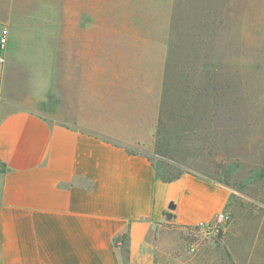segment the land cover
Returning <instances> with one entry per match:
<instances>
[{
  "label": "crops",
  "instance_id": "obj_1",
  "mask_svg": "<svg viewBox=\"0 0 264 264\" xmlns=\"http://www.w3.org/2000/svg\"><path fill=\"white\" fill-rule=\"evenodd\" d=\"M92 11L93 0H0V264H124L126 231L129 264H151L158 226H210L226 211L227 186L163 180L145 152L168 126L164 57L128 61L95 93ZM246 251L244 264H264V231Z\"/></svg>",
  "mask_w": 264,
  "mask_h": 264
},
{
  "label": "rangeland",
  "instance_id": "obj_2",
  "mask_svg": "<svg viewBox=\"0 0 264 264\" xmlns=\"http://www.w3.org/2000/svg\"><path fill=\"white\" fill-rule=\"evenodd\" d=\"M90 15L96 94L128 61L169 68L168 126L145 148L157 176L231 190L222 228L158 226L151 264H244L264 231V0H93Z\"/></svg>",
  "mask_w": 264,
  "mask_h": 264
},
{
  "label": "built area",
  "instance_id": "obj_3",
  "mask_svg": "<svg viewBox=\"0 0 264 264\" xmlns=\"http://www.w3.org/2000/svg\"><path fill=\"white\" fill-rule=\"evenodd\" d=\"M7 35H8V31L7 29H4L0 36V52H2L6 47V44L8 41ZM0 62H4L3 56H0ZM228 221H229V216L226 213V211H223L222 213L216 215L213 223L210 226L205 225L204 223L201 222L198 225V227L208 228V229H219V228L224 227Z\"/></svg>",
  "mask_w": 264,
  "mask_h": 264
},
{
  "label": "trees",
  "instance_id": "obj_4",
  "mask_svg": "<svg viewBox=\"0 0 264 264\" xmlns=\"http://www.w3.org/2000/svg\"><path fill=\"white\" fill-rule=\"evenodd\" d=\"M173 217H174V215L172 213H166L167 221L172 220ZM128 239H129V231H126L125 233H123L119 237H117V239L115 240L116 246L121 248V251L124 253L127 261H129V259H130V251L128 248Z\"/></svg>",
  "mask_w": 264,
  "mask_h": 264
},
{
  "label": "water",
  "instance_id": "obj_5",
  "mask_svg": "<svg viewBox=\"0 0 264 264\" xmlns=\"http://www.w3.org/2000/svg\"><path fill=\"white\" fill-rule=\"evenodd\" d=\"M169 209H174V205H169Z\"/></svg>",
  "mask_w": 264,
  "mask_h": 264
}]
</instances>
